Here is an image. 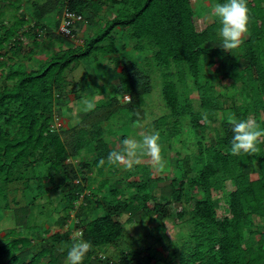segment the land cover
I'll return each instance as SVG.
<instances>
[{
    "label": "trees",
    "instance_id": "obj_1",
    "mask_svg": "<svg viewBox=\"0 0 264 264\" xmlns=\"http://www.w3.org/2000/svg\"><path fill=\"white\" fill-rule=\"evenodd\" d=\"M217 2L223 0H195V6L192 0H0V219L9 218L10 223L0 229V264H64L67 251L81 239L91 244L83 264H264V231L260 230L264 134L258 138L255 153L233 156L229 151L231 117L251 120L264 130V0H247V36L226 51L219 48L216 18L202 29L196 27L208 6ZM25 3L32 7L31 17L24 12ZM105 7L112 9L110 17L97 18ZM64 11L73 15L65 18L71 20L66 26L70 34L76 36L88 26H98L97 30L83 36L81 45L74 44L59 30ZM51 13L60 14L54 30L39 21ZM53 38L72 47L45 58L42 53L36 59L37 52L46 51ZM121 39L123 44L118 43ZM98 53L100 57L121 54L113 58L115 66L121 62L122 67L109 107L95 108L83 117L94 131L55 127L59 120L55 108L67 88L80 97L81 83L86 81L84 76L68 81L65 71L92 57L98 60ZM34 60L38 67L29 68L26 61ZM151 60L164 69L161 94L169 109L146 125V130L158 134L160 153L166 150L163 157L171 162L167 168L180 171L181 176L172 179L162 171V176L155 175L148 162L141 169L135 165L121 171L119 162L108 157L111 152H123V145L117 147L118 142L111 141L112 129L101 127L121 108L129 118L125 121L124 117L119 125L129 130L146 119L139 100L153 89ZM188 82L199 94L201 110H195L182 92ZM217 83L223 85V94L216 91ZM125 94L129 100L121 102L119 97ZM241 96L246 98L242 105L237 102ZM225 100L232 102V116L219 119L222 129L216 130V141L207 145L203 137L196 139L198 153L192 166L190 156H182L178 148L185 146L179 139L181 126L187 129L193 124L195 131L204 130L218 111L228 109ZM187 117H191L190 124H184ZM120 138L122 142L129 139L124 133ZM137 141L138 145L142 142ZM84 150L100 155L79 164L85 172L96 169V176L88 175L83 183L70 161ZM138 156L124 161L139 162ZM254 171L258 176L251 179ZM87 179L90 183L86 185ZM226 181L235 189L228 190ZM215 187L222 191L229 213L221 219L213 197ZM55 192L59 196L51 198ZM175 202L185 204L177 218L190 229L191 241L179 247L168 240L159 250L155 243L160 238L148 243L143 237L131 236L132 243L124 242L130 236L127 223L154 218L158 226ZM50 216L54 232L43 229L40 222ZM151 226L148 233L152 230L155 236ZM74 231L80 233L72 236Z\"/></svg>",
    "mask_w": 264,
    "mask_h": 264
},
{
    "label": "rangeland",
    "instance_id": "obj_2",
    "mask_svg": "<svg viewBox=\"0 0 264 264\" xmlns=\"http://www.w3.org/2000/svg\"><path fill=\"white\" fill-rule=\"evenodd\" d=\"M192 4L193 6H195L194 5L195 0H192ZM212 8L213 6H208V8L204 11L203 16L200 17L196 21V27L198 29H202L205 25L211 23L214 20L215 17L211 13ZM24 12L31 17L32 7L30 6L29 3L24 4ZM111 13H112V9L105 7L101 12L98 13L97 18L101 17L100 19L102 20L108 19ZM59 15H60L59 13H51L49 15H45L39 21L40 23L45 22L48 28H50L51 30H54L55 21L59 17ZM97 28L98 26H95V27L88 26V27L82 28L80 32H78V35H76V38H74L73 43L76 45H80L82 43V37L89 35L91 32L97 30ZM124 41H125L124 39H121V41H119L118 43L123 44ZM49 42H51L52 45L46 51H44V49H40L39 52H37L38 56L36 57V59H38L39 56L41 57L42 53H44L43 58H45V57H48L53 51H57L58 49L65 50L66 48L72 47V46H69L70 44L67 41L59 43L57 38H53L49 40ZM25 49L26 50L29 49L28 44H26ZM25 49L23 50V52L25 51ZM147 53L151 54V52L149 53L148 51ZM118 55H121V54L119 53ZM118 55L112 54L109 56L100 57L101 53H98L96 56L97 58H99L98 60L96 59L94 60L92 57V59L90 58L88 60L82 61L79 66H76L73 68L71 66L65 71V77L68 81L79 80V78L81 80L82 76H84V79L86 81L84 82V84L81 83L82 89H81V92L78 94L80 95V97H76V95L73 92L69 93L68 92L69 88H67V90L65 91L66 93L61 97L60 103L58 102L57 108H55V115L56 117H59L58 118L59 120H56L54 123L55 127L61 128L60 126L63 125V130L67 128L72 129L75 127L74 129L75 132L77 128L79 129L87 128L89 130H93L92 127L88 124V122H86L83 118L88 113L82 110L83 101L92 100L96 104L95 108H97L99 111L100 110L103 111L104 109L107 110V107H109L108 104L111 103V101L108 99L113 96V92H115V88H117L118 83H119L118 78L117 79L115 78L119 75L122 64L120 62V64L115 66L116 61L115 59H113L114 57ZM26 64L29 68H37L38 60L37 61L35 60L26 61ZM156 64L157 62L155 63V61L151 60V65L153 66V69H151L152 70L151 83H152L153 89L148 95L144 96L143 98L139 100L140 106H142V110H144V117L146 118L143 122L141 121L142 123L140 122V126L138 125L137 127L132 128V130H129L130 128H127L125 125L123 124L119 125V122L122 121L124 117H126L125 121H128L127 118H129L126 115L127 114L126 109L122 111L123 108H121L118 111H114V114L111 117H107V120L104 121V123L101 125V127H103L104 130L112 129L114 131V134H111L110 138H111V141L118 142L117 147L123 145V142L120 138L122 133L128 134L129 140L136 141L137 143H138L137 138L140 141L142 140L140 138H143L145 135L152 134L153 133L152 129L146 130L149 123L152 120H155L159 118L161 115L166 114L168 112L169 108L166 106V103L163 102V98L161 94V84L163 82L162 78L164 74V69L157 68ZM206 74L207 76L210 75L208 68H206ZM173 77L176 78L177 74L175 73ZM110 81H113V83H109ZM9 85H12V82H10ZM215 89L221 94L225 92V89L223 88L222 84L220 85L217 83L215 86ZM228 89L230 92L235 91V89H233L231 86L228 87ZM182 92L185 94L187 93L186 95L192 101L193 107L195 110H201L199 106V103H200V98L198 97L199 94H197V91L191 82L186 83V88L183 87ZM119 99L121 100V102H124L121 96L119 97ZM225 101H226L225 107H227L228 109H226L224 113H221V111L220 112L218 111V113L215 115L216 119L210 122L209 126L206 127L204 130H202L201 128V130L198 129V131L197 130L195 131L192 127L193 124H190L191 117L190 118L187 117L186 120L184 121V124L186 123L190 124L187 126V129L186 128L184 129L181 126L182 131L179 132L180 133L179 139L181 141L180 143L185 146L180 147L178 145V148L180 149L182 156L184 154H188L190 156L191 165H192V162L194 161L195 156L198 153V146L196 144V139L197 138L201 139L203 137L204 143L207 145L210 144V142L212 141H216L215 140L216 130L222 129L219 119L225 115H229L230 117L232 116L231 110L229 109V107L232 106V102L230 103L227 100ZM245 101H246V98L244 96H241L240 98L237 99V102L240 105L245 103ZM99 114L101 115L100 112ZM231 119L233 118L231 117ZM93 131L90 133H93ZM106 135L108 134H103L102 137ZM114 135L116 136V138ZM138 135H140V138ZM138 148L139 150L136 149V153L137 155H139L138 157H140L142 160L139 162L133 161V163H130V164L126 163L124 159L118 161L121 171L126 170L130 166H132L131 168H136L134 167L135 165L137 166L139 165L138 168L141 169L144 163L148 162V163H151L152 170L154 171L155 175L160 174V176H162V173H161L162 171L163 175H167V177L170 179L174 178L175 176H179V177L181 176L180 171H174L172 167L167 168L168 164L171 162L170 161L168 162V159H169L168 156L165 155L163 157L164 153H167L165 149H164L165 150L164 153L163 152L160 153L161 159L157 163V162H154L150 157L146 156L140 147ZM161 150L163 151V149ZM99 155H100L99 151L98 152L93 151L88 154L86 153V150H84L83 152H81V154L77 158H71L70 162H72L78 168V177H79V180H81V182H83V179L86 178L88 175H91L92 177L96 176V169L94 168L92 171L85 172L84 170H81L79 168V164L84 161H89V160L92 161ZM135 159H137V157ZM110 166H113V165L111 164ZM120 173H125V172H119L118 174L120 175ZM44 174H45V170H44ZM193 174L194 173H191L190 175H193ZM105 176H108V172L105 174ZM257 176H258L257 172L254 171V173L251 174V179H256ZM46 181H47V185H49L48 180ZM97 181L98 180H96V182L94 183L91 182L92 183L91 186H93V189H95L94 187H96ZM89 183H90V180L87 179L85 184L87 185ZM225 185L228 190L235 189V186L231 184L230 181H226ZM213 193H214L213 197H214V201L216 205L217 215H218V218L221 219L222 217L229 215V213L225 209L226 203L224 202V199H223V193L217 187L214 188ZM58 196H59L58 192L51 194V198H55ZM198 196H200V194H198ZM44 200L45 199H39L38 201L44 202ZM2 204H3V199L0 198L1 207H3ZM181 204L183 203H176V202L173 203L171 206V211L169 213V216L167 217L166 220L162 221V223L158 226H157L158 222H156L154 218L149 219V220L147 219L142 222L133 221L131 224L127 223L126 224L127 233H129L130 236H128L127 238L125 237L124 242L132 243L131 238L133 237L131 236L143 237L144 239L148 241V243H151V242L154 243V238L155 239L160 238L161 240L160 241L157 240V242L155 243V247L157 248V250H159V249H163L162 248L163 243H166L168 240L175 243V245L179 247L182 246L185 241H188V240L191 241L190 229H188L185 225L181 224L179 221V218H177V212L180 211L182 208ZM183 205L185 206V204ZM13 207L17 209L16 206H13ZM15 209L13 210L15 211ZM4 213H5L4 215H8V216L11 215L9 210L8 211L4 210ZM44 216H46V213L45 215H43V217ZM55 216L56 215H54L53 217ZM0 217H2L1 214H0ZM30 219L32 220V218H29V220ZM52 220L53 218L50 216V217H45L42 221H40L43 224L42 225L43 229L49 228V229H52V231L54 232L55 230L51 226ZM0 221H1L0 222L1 230L6 229L7 227H10L9 218H6V220L4 221L0 219ZM260 223H262V228L260 230L264 231V220H261ZM151 225L153 226V229H154L153 232L155 233V236H152V230H151V233H148L149 229L147 227ZM28 228H29V225H28ZM116 252L117 251H113V254ZM107 254H108V251H107ZM64 264H68V261L66 260Z\"/></svg>",
    "mask_w": 264,
    "mask_h": 264
},
{
    "label": "clouds",
    "instance_id": "obj_3",
    "mask_svg": "<svg viewBox=\"0 0 264 264\" xmlns=\"http://www.w3.org/2000/svg\"><path fill=\"white\" fill-rule=\"evenodd\" d=\"M68 13L69 12L66 11L61 13L62 21L59 27L61 32V28L64 26L65 18ZM212 14L220 25L219 36L221 39V47L219 48L225 51L236 48L248 32L249 9L247 7V0H223V2H217L213 5ZM69 35H66V37L72 39L74 42L76 36L73 35V37H69ZM124 96L122 100H124V102L128 101L124 99ZM95 107L96 104L92 100L83 101L82 110L84 112L92 111ZM230 124L232 132L229 149L230 154L239 156L242 154L255 153L258 150V138L264 134V130L259 129L253 121L248 119H230ZM137 147H140L144 154L150 157L154 162L158 163L160 161L158 134L145 135L139 145L136 141L125 139L123 142V152H111L108 159L117 162L124 158L134 160L137 155ZM76 182H78V180ZM58 231L59 230L56 232ZM78 233H80V231H76V233L74 231L72 236ZM90 250L91 244L86 240L81 239L78 243H74L67 251L66 259L68 264H83V260ZM100 254L101 253H97V256L101 257Z\"/></svg>",
    "mask_w": 264,
    "mask_h": 264
},
{
    "label": "built area",
    "instance_id": "obj_4",
    "mask_svg": "<svg viewBox=\"0 0 264 264\" xmlns=\"http://www.w3.org/2000/svg\"><path fill=\"white\" fill-rule=\"evenodd\" d=\"M72 16H73V15L70 14V13L67 14V18H68V19H71ZM77 19H80V17H77ZM70 23H71V20H66V21L64 22V26H62V28H61L62 32H64L66 35H69V34H70V33H69V29L66 28V26H68ZM69 37H73V35L70 34ZM124 99H125V100H129V96H128V95H125V96H124Z\"/></svg>",
    "mask_w": 264,
    "mask_h": 264
}]
</instances>
